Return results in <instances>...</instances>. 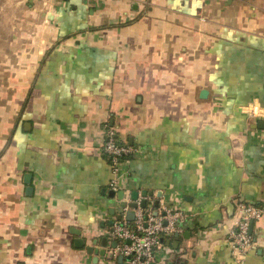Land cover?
<instances>
[{
	"label": "crops",
	"instance_id": "0c3cea01",
	"mask_svg": "<svg viewBox=\"0 0 264 264\" xmlns=\"http://www.w3.org/2000/svg\"><path fill=\"white\" fill-rule=\"evenodd\" d=\"M27 1L0 104V264H121L109 229L144 189L184 213L154 264H231L237 201L264 208V0ZM106 123L136 148L117 195ZM252 232L246 264H264V213Z\"/></svg>",
	"mask_w": 264,
	"mask_h": 264
},
{
	"label": "built area",
	"instance_id": "2783aa9c",
	"mask_svg": "<svg viewBox=\"0 0 264 264\" xmlns=\"http://www.w3.org/2000/svg\"><path fill=\"white\" fill-rule=\"evenodd\" d=\"M105 133L104 151L112 171L108 187L117 195L121 188L120 179L126 171L124 163L136 148L120 140L116 129L108 123L105 124ZM121 200L123 207L112 220L109 229V234L120 240L113 254H123L125 264H152L162 246L163 236L182 230L179 222L184 219V213L179 209L159 207L152 195ZM132 200L136 205H131ZM130 210L134 211L132 219L128 216ZM263 213L264 208L258 204L237 201L236 216L228 235L232 249L231 264H246L247 254L255 244L251 224L261 218Z\"/></svg>",
	"mask_w": 264,
	"mask_h": 264
},
{
	"label": "rangeland",
	"instance_id": "374dc122",
	"mask_svg": "<svg viewBox=\"0 0 264 264\" xmlns=\"http://www.w3.org/2000/svg\"><path fill=\"white\" fill-rule=\"evenodd\" d=\"M27 0H0V104L6 103L15 88L12 72L16 69L17 57L26 45H12V41L25 39L21 33L27 17L26 11L30 9ZM19 22V24H18ZM19 34H16V32ZM24 30V29H23Z\"/></svg>",
	"mask_w": 264,
	"mask_h": 264
},
{
	"label": "water",
	"instance_id": "95a60500",
	"mask_svg": "<svg viewBox=\"0 0 264 264\" xmlns=\"http://www.w3.org/2000/svg\"><path fill=\"white\" fill-rule=\"evenodd\" d=\"M207 94V89H202V91H201V96H205ZM259 126H261V127H264V119H260L259 121H258V123H257ZM25 181L27 182V183H29L30 181H31V173H25ZM32 190H33V186L32 185H30V184H28L27 186H26V192L29 194V193H31L32 192ZM147 192H148V190L147 189H144V191L142 192L143 194H147ZM123 191H120V196L122 197L123 196ZM138 195H139V192L137 191V190H135L134 192H133V194H132V197L134 198V199H136L137 197H138ZM143 204L145 205L146 204V200H144L143 201ZM131 205H136V203L135 202H133V203H131ZM156 205H159V201H156ZM128 216H129V218H133L134 217V211L133 210H130L129 211V213H128ZM251 229H253V222H252V224H251ZM75 242H76V244H78V245H82V246H84L85 245V242L83 241V239H81V238H77L76 240H75ZM107 244H108V242H107V238L105 237L104 239H103V248L100 250V255H106L107 254V250H106V246H107ZM112 245H113V247H116L117 246V241H114L113 243H112ZM87 249H88V251L89 252H93L94 250H95V247L93 246V245H88L87 246ZM98 258H99V255H96L95 256V262H97L98 261ZM123 259H124V256H123V254H120L119 255V259H118V261H119V263H123ZM152 264H154V263H152Z\"/></svg>",
	"mask_w": 264,
	"mask_h": 264
},
{
	"label": "flooded vegetation",
	"instance_id": "af4514ba",
	"mask_svg": "<svg viewBox=\"0 0 264 264\" xmlns=\"http://www.w3.org/2000/svg\"><path fill=\"white\" fill-rule=\"evenodd\" d=\"M112 256H114L113 252H111Z\"/></svg>",
	"mask_w": 264,
	"mask_h": 264
},
{
	"label": "trees",
	"instance_id": "16d2710c",
	"mask_svg": "<svg viewBox=\"0 0 264 264\" xmlns=\"http://www.w3.org/2000/svg\"><path fill=\"white\" fill-rule=\"evenodd\" d=\"M132 156V155H131Z\"/></svg>",
	"mask_w": 264,
	"mask_h": 264
}]
</instances>
